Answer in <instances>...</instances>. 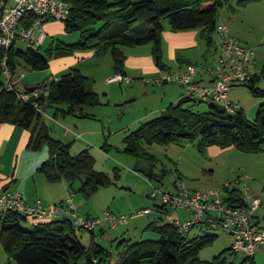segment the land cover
<instances>
[{
  "label": "trees",
  "instance_id": "obj_1",
  "mask_svg": "<svg viewBox=\"0 0 264 264\" xmlns=\"http://www.w3.org/2000/svg\"><path fill=\"white\" fill-rule=\"evenodd\" d=\"M63 1L69 5V13L62 22L64 31L78 33L77 42L50 43L44 53H41V48L35 52L28 48L17 50L15 46L7 51L0 50V61L6 58L11 79L20 64L31 71H43L48 68L49 57H67L89 50L98 56L109 54L113 73L125 75L123 48L146 44H151L155 66L167 72L169 68L162 60V20L167 21L172 31L199 30L200 38L209 51L213 46L218 8L222 5V0ZM246 1L240 0L239 4ZM261 78H264V66L251 80L241 84L254 97L263 100L253 120H249L240 108L229 113L214 102H193L181 98L155 119L128 133L122 140V152L134 157L135 171L149 180L164 177L163 171L159 175L155 173L156 158L145 148L152 144L167 146L198 140L197 149L200 152L207 147H233L244 153L261 152L264 144V89L257 87ZM42 84L47 88V95L26 101L16 94L30 93L35 88L19 90L13 85V89L8 91L1 86L0 124L7 123L29 131L27 150L37 152L47 146L48 158L39 166V172L49 183L65 182L72 193H80L84 199H89L99 188L108 187L112 179L94 169V159L87 149L72 156L68 145L53 139L41 112L34 105L41 111L55 106L54 117L57 118H88L87 110L100 105L99 96L91 90L92 80L75 68ZM200 103H208V111L195 112L194 105ZM106 147L104 144L103 148ZM117 178L118 173L114 169V179ZM76 182L79 186L74 191L72 188ZM224 192L227 205L246 206V200L238 189L226 187ZM157 221L149 223L145 229L155 233L158 239L132 244L126 255L116 263H111L110 251L94 240V231L89 232L92 239L88 246L82 245L76 234L79 231L69 219L29 222L19 213L0 212V246L8 264H234L228 257L239 254L228 248L212 261H202L198 257L199 252L213 243L215 235L190 238L189 234L180 235L171 224ZM24 222H28L29 226L23 227L21 224ZM255 225L263 229L256 221ZM127 242L121 241L120 244ZM256 252L252 256L241 253L244 257L238 264H255Z\"/></svg>",
  "mask_w": 264,
  "mask_h": 264
},
{
  "label": "rangeland",
  "instance_id": "obj_2",
  "mask_svg": "<svg viewBox=\"0 0 264 264\" xmlns=\"http://www.w3.org/2000/svg\"><path fill=\"white\" fill-rule=\"evenodd\" d=\"M114 1V0H109ZM240 0H222V5L218 8L217 23L221 22L228 28L230 35H234L239 43L253 51V61L249 66V72L257 75L264 66V0H247L244 4H239ZM50 24L49 22L44 24ZM52 34H48L41 47V53H44L50 43L72 44L77 42L78 33H66L62 28V24L57 22ZM164 30L171 32H193L195 33V44L184 50H179L178 53L183 57H191L192 64H196L198 68L204 65V61L213 66V48L206 50L204 40L200 38L199 30L172 31L166 20H162ZM212 39L215 44L218 43V36L213 33ZM163 43V41H162ZM17 50H25L26 45L17 41L15 44ZM78 53V52H77ZM73 56V55H71ZM70 56V57H71ZM69 57V56H67ZM63 58V57H59ZM59 58H48L49 69L55 70V60ZM21 69L26 72L31 71L26 65L20 64ZM105 66H103L104 70ZM71 69V68H70ZM47 70V69H46ZM69 70V69H68ZM62 70L58 76L67 72ZM101 69L92 70L90 73L94 78V89L101 95L105 89L103 81L97 77L102 75ZM38 72V71H37ZM133 80V79H132ZM145 83L136 78L130 86L122 84L121 86L113 84L119 90L110 96L111 103L109 105L100 104L87 110L92 118H77L68 116L63 119L80 121L81 127H74L73 124L64 123L61 117L52 121V108H46L43 114V120L49 128L52 138L65 141H72L74 137L69 133L63 137V128L69 129L77 135H82L81 139H76L69 146L70 155L74 156L81 151L87 149L94 159V169L107 174L112 183L105 188H99L89 199H84L80 193H72L67 186V192L73 194L76 212L81 217L89 215L90 218H100L103 212L108 211L116 216H124L127 221L123 225L109 227L105 225L100 227L103 234L99 233L100 228H95V239L99 245L108 249L111 253V263H116L121 257L126 255V250L139 241L157 240L158 236L146 230V224L150 222H158L154 215H141L139 211L146 208H152L157 202L148 199V194L152 190V186L160 187L162 191L170 190L171 184L179 179L189 189H207L226 195L224 189H238L245 199V191H249L251 200L264 205V144L261 147V152L244 153L236 150L233 147L219 149L217 147H207L203 152L197 149L198 140L193 142L183 141L177 144L167 146L152 144L146 146V150L156 158L155 173L158 175L164 172V177H158V180H149L142 173L136 172V160L134 157L122 152V139L125 134L135 130L143 123L155 119L160 115L157 113L153 116L146 117L136 126H131L126 132L118 130L121 124L135 116H141L142 110L145 107H153L159 100L161 88L168 87L170 89L177 88L169 84L164 86H153L151 84L145 86ZM18 89L22 86L17 85ZM259 89H264V79L261 78L257 83ZM154 97H149L143 91L147 90ZM173 90V89H172ZM129 95H134L135 102L132 106H116L118 101L123 103L129 101ZM102 96V95H101ZM103 99V98H102ZM230 100L237 102L243 109L246 117L253 120L258 106L263 102L261 98L254 97L249 90L241 84L234 87L230 92ZM195 112L208 111V103L196 104L193 107ZM47 115H50L49 118ZM90 117V116H89ZM75 118V119H74ZM77 118V119H76ZM89 132V139L83 135V130ZM125 131V130H124ZM86 142V144H85ZM106 144L107 149L103 148ZM218 153H212L216 151ZM42 157L48 158V148L44 146L40 151ZM144 165V164H143ZM114 169L117 170L118 178L114 179ZM36 177L48 182L44 174L37 173ZM49 183V182H48ZM30 189V182L26 183ZM152 185V186H151ZM55 186H60L58 183ZM63 186V185H62ZM79 183L73 185V190H77ZM67 194V197L68 195ZM66 197V198H67ZM246 200V199H245ZM167 214H171L172 218H180L181 221L187 219L186 215L179 211L167 210ZM260 224L264 229V207L258 210ZM23 227H28L29 223L21 224ZM142 225V227H141ZM145 227V228H144ZM80 242L84 246H88L92 239V235L87 231L76 232ZM215 235L216 239L213 243L199 252V259L210 262L224 250L230 248L232 238L223 232L221 229H203L195 227L189 232V237L200 235ZM121 241H128L120 244ZM244 256L239 253L232 257H228L229 261L238 264ZM255 264H264V246L256 252L254 256ZM0 264H8V259L0 246Z\"/></svg>",
  "mask_w": 264,
  "mask_h": 264
},
{
  "label": "built area",
  "instance_id": "obj_3",
  "mask_svg": "<svg viewBox=\"0 0 264 264\" xmlns=\"http://www.w3.org/2000/svg\"><path fill=\"white\" fill-rule=\"evenodd\" d=\"M68 13L69 5L63 0H0V50L7 51L17 41H21L26 48L38 51L45 39L44 24L62 23ZM215 32L219 37V44L213 66L203 69L189 64L177 71L161 72L156 82L176 84L182 89V98L193 102H214L233 113L239 109V104L230 100V92L254 77L249 72L253 51L243 47L231 36L225 24L216 23ZM199 74L210 76L212 84H199L196 81ZM132 81L121 74H114L106 80L107 83L126 85ZM1 86L8 91L13 89L5 57L0 61V88ZM39 95H47L45 84L30 93L16 94L23 101ZM34 107L41 112L36 105ZM245 195L246 206L233 207L224 202V195L221 193L207 189H189L180 179H176L167 191L152 186L148 199L157 203L151 209H142L139 214L156 216L171 224L182 236H187L197 226H205L211 230L221 229L232 238V252L252 256L264 246V229L257 227L254 221L255 213L264 205L251 200L248 190ZM167 210L183 211L188 217L185 221L174 219L166 213ZM6 211L19 213L29 222L69 219L76 231L87 232L105 225L116 227L127 221L124 216H116L108 211L97 219L81 217L76 213L73 194L57 205L44 206L40 200L28 205L18 191L5 189L0 183V212Z\"/></svg>",
  "mask_w": 264,
  "mask_h": 264
},
{
  "label": "crops",
  "instance_id": "obj_4",
  "mask_svg": "<svg viewBox=\"0 0 264 264\" xmlns=\"http://www.w3.org/2000/svg\"><path fill=\"white\" fill-rule=\"evenodd\" d=\"M49 23L50 24L43 26L45 39L48 34H52V31L56 27L54 25H56L57 22H49ZM62 28L64 29L63 24H62ZM231 36L237 39L234 35L231 34ZM161 38L163 41L162 60L163 63L169 68L168 71H177L183 69L186 66V64L188 63L191 64L193 62V60L190 59L191 57L185 58L179 53L178 55L176 54L179 50H184L189 46L195 44V33L171 32L163 29ZM218 44H219V37L217 44H215L213 41V46H212L213 55H214V59L212 61L213 64L218 55ZM123 52L125 54V62H124L125 76L133 80L138 78L145 83L144 84L145 86L149 84L153 86H158V85L164 86L170 84V83L156 82L162 71H160L153 62V59L151 57V44L137 46L134 48H123ZM59 59L60 60H55L53 62L54 66L56 67V69L53 71L49 69V64L47 70L38 71V72L34 71L31 73L26 72L25 70L21 69V67H17L14 71V74L12 75V79H11L12 84L15 87L17 85L23 87L22 89L19 90L36 88L46 80L57 78L58 77L57 74H59L62 70L66 71L70 68H75L79 70L84 76L90 78L92 80V83H94V78L89 74L93 72L92 70L101 69L100 71L102 75H100V77L97 78L101 82L103 81L104 85H106L103 93L101 94L102 96L99 94V92L96 89H94L95 86L91 84V90L99 96L100 104L109 105L112 102L110 96L114 94L116 91L118 94L119 90H117L116 87L112 85L117 84L121 86L122 84L106 82L107 78L114 75L112 70V62L109 54H103L98 56L97 54L94 53V51L89 50L85 52L74 53L73 56L71 57L70 56L63 57ZM103 66H105L104 70H103ZM211 66L212 64L204 61V65H201L199 68L209 69ZM196 81L199 84H212V79L207 74L205 75L199 74L197 76ZM131 84H127V86H130ZM172 85L176 86L177 88H172L173 90L168 87L159 89L161 90L159 94L160 98L156 102V104L153 107H149V108L145 107L146 109L142 110L141 116L139 117L135 116L132 117L131 119H128L126 122L121 124L122 126H120L118 130L120 129L124 133L131 126L138 125L146 117L156 115L157 113L161 114L166 107L178 102L182 98V89L176 84H172ZM143 92L149 97L155 96L154 93L151 95L148 89ZM128 98H130L129 101L126 102L124 101L123 103H120L119 100L118 105L116 104V106H122L123 104H124L123 106L125 105L132 106L135 103L133 102L135 100L134 95H129ZM49 108H52L53 110L51 120L55 121L57 119V117H54V111L56 107L53 106ZM239 108L242 109L240 106ZM44 110L41 111L42 116L45 112ZM49 116L50 115H47L48 118ZM89 116L90 117H88L87 119L94 117L91 114H89ZM62 121L64 123L65 122L69 123V125L73 124L74 127L77 126L79 128L81 127V125H83L82 122L80 121H74L68 119H63ZM69 133L74 137V140L82 138V135H77L68 128L67 129L63 128L62 131L63 137L67 136ZM127 134H125V136ZM83 135L86 137L87 141H90L88 137L89 132H87L85 129L83 130ZM29 136L30 134L29 131L27 130H24L22 128L7 123L0 124V183L5 187V189L18 191L21 194L24 202L28 205L33 204L36 200H40L44 206H52V205L60 204L66 199L67 194H69L67 192L68 190L66 186L67 184L65 185V182H58L60 186H55V184L57 183L51 184L40 179V177H36L37 173H40L39 166L41 165L42 162L45 161V159H43L45 157L44 156L42 157L40 152L27 150L26 145ZM74 140H72L71 142L65 141V142H69L66 144L63 143L62 140L60 139H58L57 141H60L65 145L71 146ZM212 151H216V150H212ZM212 153L216 154L218 152L216 151ZM28 181L30 182L29 185L30 189H28L27 188L28 185H26ZM73 202H74V198H73ZM183 213L186 215V217H188L185 212ZM82 214L83 217H89V215H84L85 213ZM255 216H256L255 221L258 223L259 226H261L258 217L259 216L258 211L256 212ZM147 225L148 223L146 224V226ZM94 232L93 235L95 237ZM99 233L103 234V230L101 228L99 229ZM94 240L96 241L95 238Z\"/></svg>",
  "mask_w": 264,
  "mask_h": 264
}]
</instances>
